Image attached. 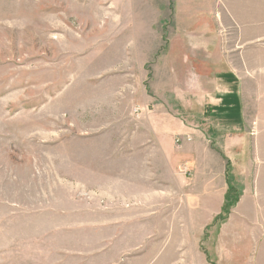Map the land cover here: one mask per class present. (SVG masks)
<instances>
[{
	"label": "rangeland",
	"instance_id": "374dc122",
	"mask_svg": "<svg viewBox=\"0 0 264 264\" xmlns=\"http://www.w3.org/2000/svg\"><path fill=\"white\" fill-rule=\"evenodd\" d=\"M177 1L0 0V264H105L99 216L131 206L105 202L114 187L104 168L126 142L116 139L136 132L137 116L148 110L133 96L146 81L138 77V38L195 36L183 28L193 18L177 19ZM229 2L195 5L207 22L203 36L233 38L236 64L248 74L242 94L256 198L246 208L251 219L230 229L240 260L264 264V39L228 25ZM117 37L125 41L122 57ZM244 51L260 64L248 70ZM184 121L194 127L192 117ZM203 249L202 264L217 261L207 236Z\"/></svg>",
	"mask_w": 264,
	"mask_h": 264
},
{
	"label": "crops",
	"instance_id": "0c3cea01",
	"mask_svg": "<svg viewBox=\"0 0 264 264\" xmlns=\"http://www.w3.org/2000/svg\"><path fill=\"white\" fill-rule=\"evenodd\" d=\"M190 1L194 5L184 9L177 1L176 16L180 23L181 13L193 18L183 28L195 36L176 32L169 39L138 38L136 59L144 70L138 77L146 81L139 79L133 96L148 110L137 116L136 132L116 139L126 142L112 149L104 168L106 183L114 187L105 202L131 206L105 209L99 216L105 264H202L204 236L208 252L218 255L211 264H244L230 227L232 221L251 219L246 208L256 198L249 181L252 152L242 94L248 74L236 64L240 58L233 38L229 43L220 35L203 36L207 22L195 5L201 0ZM226 8L228 25H237L249 39H264V0H230ZM124 42L116 38L121 57ZM248 55L241 56L248 70L262 61ZM184 117L194 119L193 128ZM239 187L228 217L206 234L233 195L230 188ZM155 205L163 211H155Z\"/></svg>",
	"mask_w": 264,
	"mask_h": 264
},
{
	"label": "trees",
	"instance_id": "16d2710c",
	"mask_svg": "<svg viewBox=\"0 0 264 264\" xmlns=\"http://www.w3.org/2000/svg\"><path fill=\"white\" fill-rule=\"evenodd\" d=\"M230 191H232L233 195H230V197H228L227 202L224 206V212L217 218L216 221L220 220V221H224L229 213L230 210L237 204L238 202V195L236 194V190L234 188H230Z\"/></svg>",
	"mask_w": 264,
	"mask_h": 264
},
{
	"label": "built area",
	"instance_id": "2783aa9c",
	"mask_svg": "<svg viewBox=\"0 0 264 264\" xmlns=\"http://www.w3.org/2000/svg\"><path fill=\"white\" fill-rule=\"evenodd\" d=\"M185 171H188V168H186Z\"/></svg>",
	"mask_w": 264,
	"mask_h": 264
}]
</instances>
